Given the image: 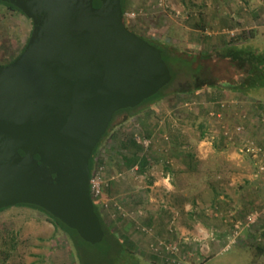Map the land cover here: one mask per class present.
<instances>
[{"label":"rangeland","instance_id":"374dc122","mask_svg":"<svg viewBox=\"0 0 264 264\" xmlns=\"http://www.w3.org/2000/svg\"><path fill=\"white\" fill-rule=\"evenodd\" d=\"M173 2L178 0H165V7L153 13L146 0H127V10L142 9L147 15L124 20L136 34L157 43H167L177 51L185 53H188L186 52L188 50L210 53L216 49L212 48L214 45L219 44L217 45L219 48L231 43L264 51V0H212L213 14L215 16L218 14L223 20L219 18L220 21L217 22L212 15V23L209 25L203 20L205 17L203 7L185 6L184 12L179 13L172 8ZM191 2L197 4L195 0H182L180 3L188 5ZM201 2L205 3V0L198 3ZM6 6L0 3V64L9 62L21 53L32 29L31 19L22 12ZM233 13H237L238 17H234ZM202 21L205 22L202 29L209 28L212 38L203 45V50L179 39L181 29L185 30L187 26L192 27L191 24L197 22L200 24ZM217 68L222 75L217 71L213 77L209 71L199 79L202 82L214 79L235 81L241 73L229 63L220 62ZM191 82L192 79L185 75L177 76L163 90L159 100L154 102L156 105L148 101L136 107L133 114L128 111L116 113L106 136L102 138L96 150L93 173L97 171L99 165L105 166L103 171L105 181L102 185L105 194L111 186L112 179L109 180L108 177L114 170L110 164L120 170L125 168L120 157L124 152L118 149L119 142L131 144L129 139L135 140V135L152 139L149 130L144 128V123L147 127L155 125L157 127L161 124L163 131L173 141L186 147L178 155L164 151L163 148L161 154L151 149L150 155L154 160L157 159V167L161 171L168 167L164 166L165 162L162 160L170 158L173 154L189 160L195 166V170H192L194 175L205 168L199 167L196 155L209 159L212 167L218 166L222 170H230L231 166L228 164L239 161L244 176L238 180L230 179L226 182L206 178L194 183L201 192H205L203 194L205 204L212 200V194L216 190L223 191L231 199V204L225 203L224 208L219 206L217 209L222 218L228 215L230 222L227 223L228 226L226 225L225 238L211 243L210 239L216 238L214 233L218 232L220 235L216 228L213 234L210 231L209 236L200 233L195 237L179 234L174 224L168 225V229L164 226L158 228L157 225L155 227L149 225L153 229V236L144 233L138 227H133L129 234L125 232L122 223L113 225L112 220L105 215L106 210L101 208L104 222L118 234L120 241H131L134 244V253L144 264H169L157 260L148 250L149 242L157 239L179 241V264H264V170L259 168V164L264 165V87L237 91V95L233 96L225 94L218 86H207L195 91H179L182 85ZM231 98L235 101L230 102ZM210 111L216 114L210 115ZM199 123L203 133L198 128ZM237 125L242 126V133L234 134L232 138L227 139L222 132L223 129L227 128L234 132ZM200 139L204 142L198 146ZM247 140L259 147L256 158L242 148L243 142ZM141 146L144 150L147 148ZM199 149L201 152H198ZM211 166L206 165V168ZM235 194L237 201L238 197H243L244 203L239 208L234 202ZM193 196L195 197V194ZM98 202L102 207L101 200ZM202 208V211L206 212L213 210L215 206L203 205ZM235 210L237 222L236 218L232 217ZM198 215L196 214L197 217ZM233 218L234 222L229 220ZM83 241L85 240L72 231L69 233L55 228L48 214L40 208L16 204L0 211V264H74L78 257L86 264L89 263L86 260L94 262L99 255L97 246ZM101 241L110 240L103 238ZM181 241L190 243L185 244Z\"/></svg>","mask_w":264,"mask_h":264},{"label":"water","instance_id":"95a60500","mask_svg":"<svg viewBox=\"0 0 264 264\" xmlns=\"http://www.w3.org/2000/svg\"><path fill=\"white\" fill-rule=\"evenodd\" d=\"M31 19L0 65V209L33 204L90 243L104 230L89 159L114 113L171 81L155 45L127 27L121 0H0Z\"/></svg>","mask_w":264,"mask_h":264},{"label":"crops","instance_id":"0c3cea01","mask_svg":"<svg viewBox=\"0 0 264 264\" xmlns=\"http://www.w3.org/2000/svg\"><path fill=\"white\" fill-rule=\"evenodd\" d=\"M200 1L201 0H195L197 4H192L191 2L188 3V5H185L180 3L182 0H178V2L172 3V8H175L179 13H183L186 7H203L205 11V17L202 18L206 24L209 25L212 23V15L215 16L213 14L214 12L211 10L214 5H211L212 0H205V3H198ZM233 15L234 17H238L237 13H233ZM219 18L220 17L218 14L214 17L217 22ZM220 19L223 20L222 17ZM198 22L191 24L192 27L187 26L185 30L181 29V35H179V39L189 42V44L194 45L195 48L203 50V45L212 39L211 31L209 28L202 29L205 22L202 21L200 23L201 25L198 24ZM217 45H214L212 48H217ZM222 90L225 94H231V96L237 95V91L229 89ZM229 101L232 102L235 100L231 98ZM152 105L156 104L153 103ZM133 112L134 111L129 113L133 114ZM144 124V128L149 130L148 132L151 134L150 136H152V139L149 138L151 140L150 145L147 146L145 150L144 148H141L139 154L141 153L146 156L148 166L143 172H141L137 169L136 165H133L129 168L124 166L123 163L125 168L120 170L117 167H114L113 164H110V166L114 168L113 173L123 174L110 181L111 186L108 187L107 192L103 195L104 198L110 197L112 199H117L129 212H131V215L127 217L117 215L116 218H112L110 216V211L112 209L106 210L105 215L109 218V220H112L111 223L113 225L122 223L125 232L129 234H131L133 227L135 228L139 224L151 225L153 227L157 225L158 228H160V226H164L167 229L168 225L170 226L174 224L179 234H188L195 237L199 236L200 233L203 235L205 233V235L209 236L211 232L213 234L214 228H216L217 231H220V235L218 238L210 239L211 243L213 241H219L220 239H223L227 230V223H230L227 218L228 215L227 217L224 215V218H222V216L219 215L218 212H215L214 209V211L206 210V212H204L202 211V206L218 205L224 208L225 203H232L231 199H229V196L225 195L223 191L216 190L218 193H213L212 200L210 202H206L205 204L206 199L203 195L205 192H201L200 189L194 185V183L197 180L203 181L206 178L210 179L211 181L224 180L226 182L230 179L238 180L244 176L241 163H239V161H235V163L230 162L228 165L231 166V169L222 170L218 166L215 168L212 167L209 163V159L196 155L199 167L201 166L205 168L202 169L201 172L198 171L200 173L197 175H194L192 173V169H190V161L186 158L176 157V155L181 153L182 149L185 150V145L182 146L179 144V142L173 141L168 136V134L163 131L161 124L159 126L157 125V127L156 125L153 127H147L146 123ZM203 142L204 141L200 139L199 144L197 145L200 146V144ZM122 144V142H119V150L123 149L121 148ZM162 148L164 151H170L174 154L176 153V155L173 154L170 158L162 160V162H165L164 166H168L165 171H161L157 167V159L154 160L150 155L151 149L157 150L161 154ZM198 152H201V150ZM206 165L211 167L206 168ZM130 170L134 171V174L130 173ZM194 194L195 197L193 196ZM233 198H235L234 202L238 204V208L243 205V197H238L239 200L237 201V196L235 194ZM232 213V217L234 216L236 221V210ZM196 214H199L198 217ZM229 220L234 222V218ZM181 242L185 244L190 243L189 241ZM210 261L211 260L209 259L208 262Z\"/></svg>","mask_w":264,"mask_h":264},{"label":"trees","instance_id":"16d2710c","mask_svg":"<svg viewBox=\"0 0 264 264\" xmlns=\"http://www.w3.org/2000/svg\"><path fill=\"white\" fill-rule=\"evenodd\" d=\"M126 1L127 0H121V9L123 13L127 11ZM0 3L7 5L6 7L10 9H15L21 12L19 9H17L16 7H14L13 5L9 3L1 2V1ZM123 19H124V16H123ZM127 27L129 28L128 25ZM140 36L143 39L147 40L149 43L155 45L156 47L160 49L162 58L170 70L171 81L168 84H166L163 88H161L158 92H156L152 96L143 100L139 105L132 107V108L128 107V108L119 109L114 113V115L121 111L132 112L134 111L136 107L148 101L151 103L158 101L162 95L163 90L170 83H172L176 79L177 76H180V75H185L186 77L191 78L192 82L191 84L182 85L179 91L180 90L195 91L197 89H201L207 86H218L219 88H222V89H229V90H234V91H244L245 89H248V88L264 87V51L262 50H259V49H256L250 46L245 47V46H239V45H235L231 43V44L223 45L222 47L216 48L210 53L209 52L205 53L202 51L196 52V51H189V50L186 51L188 53H185V51L184 52L177 51L174 47H171L167 43H157L155 41L144 38L142 35ZM14 59L10 60L7 63H2L0 65L8 64ZM220 62L229 63L231 67L235 68L236 70L239 69L241 71L239 76L235 78L236 79L235 81H221L217 79L216 81L213 78L215 82L214 80L213 81L204 80L205 82L204 83L199 79L203 75L209 73V71L210 73H212L213 77H214V73H217V71L218 73L222 75V72L220 71V69L217 68ZM112 119L105 133L102 135L101 139L94 147L92 154L90 156V159H89L90 177H92L93 168L95 166L94 156H95L96 150L102 138L106 136L108 129L111 126ZM198 128L202 132V130L200 129L201 123H199ZM129 141L131 144H128L127 142H123V144L121 145V147L123 148L122 151L124 153H121L120 157L123 160L124 166H127L130 168L131 166L136 165L137 169L143 172L148 166V161L144 154H141V153L139 154L142 146L139 145V143H137V141H135L134 139H129ZM197 164H198V161H197ZM190 169L195 170V166L192 163L190 164ZM129 172L134 174V171L130 170ZM215 193H218V192L215 191ZM92 200H93L94 210L96 214L98 215L100 222H101V226L104 230L103 238H107L110 241H100L97 243H90L88 241H83L87 244L97 246L99 250V255L97 256L94 262H90V260L85 259L86 261L89 262L87 264H144L142 261H140V258L137 257L136 254L134 253V249H133L134 244L131 241H120L118 234H116L115 231L104 222L103 215L100 211L101 208L104 209V207L103 206L101 207V205L98 202L99 200H94L93 198ZM18 205H26V206H33L35 208H40V210H43L44 212L48 214L49 220L52 222L55 228L63 229L64 231L69 232V233L72 231L78 237H80L74 229L65 225L58 218L54 217L53 215H51L48 211L44 210L43 208L33 205V204L20 203ZM218 208H219L218 205L215 206L214 208L215 212L218 211L217 210ZM3 209L4 208H1L0 211ZM215 235H216V238L219 237L218 232L215 233ZM213 239H215V237H213ZM75 242H78V241H75ZM155 258L157 260H160L156 256ZM74 264H86V263L81 257H78V261H76Z\"/></svg>","mask_w":264,"mask_h":264},{"label":"built area","instance_id":"2783aa9c","mask_svg":"<svg viewBox=\"0 0 264 264\" xmlns=\"http://www.w3.org/2000/svg\"><path fill=\"white\" fill-rule=\"evenodd\" d=\"M147 4L150 5V9L153 10V13H157L159 9H162L165 7V0H146ZM150 10V11H152ZM139 15H147V12H143L142 9L134 10L130 9L123 13L124 18L126 19H135ZM210 115H215L216 113L214 111L209 112ZM264 120V119H263ZM224 136L227 137V139H230L233 137L234 134L240 135L242 133V126L237 125L235 127V131L231 132L229 129L224 128L223 129ZM135 140L138 143H141L143 146H149L151 140L149 138L140 137L139 135H135ZM246 151L250 152L253 157H257L258 151L260 150L259 147L255 146L253 142L247 140L243 142L242 145ZM260 170H264V165L259 164ZM134 169V168H132ZM105 170L104 165H99L97 167V171L93 173L92 177H90V193L94 200H101L102 206L105 210H110V216L112 218H116L117 215H121L122 217H127L131 215V212H129L122 204H120L117 200L112 199L110 197L104 198L103 197V182L105 181L103 171ZM123 173H111L110 177L108 179H114L118 176H120ZM140 230H142L144 233H147L149 235H152L153 229L151 226L147 225H138L137 226ZM236 227H238V224H236ZM232 241V240H231ZM179 241H164L157 239L156 241H150L148 250L151 254L158 257L161 261L167 262L169 264H178V255L180 253V246Z\"/></svg>","mask_w":264,"mask_h":264}]
</instances>
